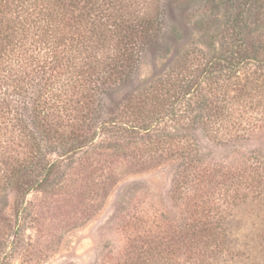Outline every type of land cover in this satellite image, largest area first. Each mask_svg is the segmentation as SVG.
<instances>
[{
  "label": "trees",
  "instance_id": "obj_1",
  "mask_svg": "<svg viewBox=\"0 0 264 264\" xmlns=\"http://www.w3.org/2000/svg\"><path fill=\"white\" fill-rule=\"evenodd\" d=\"M163 1L0 0V210L12 194L20 223L27 196L53 187L80 154L87 166L124 151L143 168L181 159L182 225H147L156 258L135 264L254 262L233 239L240 206L264 211V153L206 162L188 133L237 144L264 131V0H201L200 31L227 41L187 54L113 109L109 96L136 76L143 52L163 46ZM249 236L244 247L264 249V222Z\"/></svg>",
  "mask_w": 264,
  "mask_h": 264
},
{
  "label": "rangeland",
  "instance_id": "obj_2",
  "mask_svg": "<svg viewBox=\"0 0 264 264\" xmlns=\"http://www.w3.org/2000/svg\"><path fill=\"white\" fill-rule=\"evenodd\" d=\"M166 25L163 46L147 49L136 76L108 98L111 108L124 106L128 94L142 82L166 75L178 60L195 55L198 50L210 52V43L218 47L222 34L210 40L200 31L201 0H164ZM222 24V29L224 25ZM254 35H257L256 32ZM246 122V120H245ZM245 134L239 143H216L200 130L189 131L202 158L210 163H231L236 152L248 155L264 153V131ZM83 154L64 163L59 179L46 191L27 196L28 211L18 223L13 211L14 196L8 208L0 210V262L3 264H135L152 261L153 248L145 234L147 225L160 223L163 230L182 225L184 201L174 196L175 178L181 159H170L153 167L143 168L129 151L121 152L115 161L108 156L96 157L93 166L81 161ZM50 158L55 159V156ZM84 163V164H83ZM106 169L101 173L102 169ZM102 175V176H101ZM234 244L244 256H229L215 264H264V249L250 252L249 233L253 226L264 222V211L255 204L237 209ZM238 229V230H237ZM245 236H248L246 239ZM151 239V236H149ZM235 246V247H236ZM252 246V245H251ZM255 258H258L255 260ZM187 259L184 255L181 262ZM225 261V262H224ZM209 264H213L210 261Z\"/></svg>",
  "mask_w": 264,
  "mask_h": 264
}]
</instances>
